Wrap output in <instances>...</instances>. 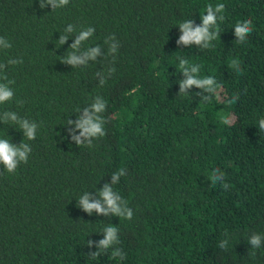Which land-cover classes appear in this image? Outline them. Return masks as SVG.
I'll return each mask as SVG.
<instances>
[{
	"label": "trees",
	"instance_id": "16d2710c",
	"mask_svg": "<svg viewBox=\"0 0 264 264\" xmlns=\"http://www.w3.org/2000/svg\"><path fill=\"white\" fill-rule=\"evenodd\" d=\"M218 4L211 40L180 41ZM182 60L216 91L181 93ZM0 87V139L25 153L0 161V264H264V0H0Z\"/></svg>",
	"mask_w": 264,
	"mask_h": 264
},
{
	"label": "clouds",
	"instance_id": "9594fccd",
	"mask_svg": "<svg viewBox=\"0 0 264 264\" xmlns=\"http://www.w3.org/2000/svg\"><path fill=\"white\" fill-rule=\"evenodd\" d=\"M62 4H67L68 0H61ZM224 5L218 4L215 6V11H213V6L209 5L207 7L208 14L206 16H203V26L202 27H196L194 30L191 27V21H185L180 24V27L182 29L183 35L180 37V41H182L185 44H189L191 42H195L196 44H200L201 41H209L213 38V35L209 33V26L215 25L216 23V15L215 13L223 12ZM222 18V17H221ZM252 21L251 20H244L242 22H238L236 24V35L237 37L242 41L244 40L247 33L252 31ZM89 33L85 32L82 34L81 39L84 36H87ZM216 37L218 33L215 34ZM179 43V42H178ZM204 47H209V45H204ZM115 50V49H113ZM189 62L187 60H182L179 67L184 70L185 74L188 76L186 80L181 81V93H183L184 89L191 86V85H197L202 88H206L210 93H214L216 91V88L219 87V85L216 84V81L214 77L208 76L200 78L197 73L199 71V66L195 65L191 69V74L188 73V68L185 66ZM231 67L238 68V62L232 61ZM13 93L9 90H6L3 87H0V103H3L6 100L11 99ZM205 99L209 100V97H206ZM93 108L95 109V112H100L105 108V102H98L93 105ZM13 119H15V116L13 115ZM95 121V122H94ZM104 121L95 115L89 116L88 119H85L80 123L78 126L83 128V133L89 136H104L105 132L102 128V124ZM24 128L27 130L26 135L30 139H34V129L35 124L32 126H29L27 123H25ZM261 128H264V119H261L260 121ZM27 146L25 145V148ZM19 156L20 159H25V153L19 151V149L15 148L13 145H11L7 140L0 139V161H2L8 172L13 173L14 170L17 167V160L16 157ZM117 179V176H114V180ZM101 195L104 197L107 205L109 208L115 212L118 215H121L123 218L131 219L132 218V211L131 209H128L127 215L124 216L120 213V209L117 206V199L118 197H115L111 191V189L106 186ZM82 204L84 208L88 211H91L93 208L97 209V211L106 212L107 210L102 208L99 203H89L87 200V197L82 199ZM106 236L105 239L100 241L101 247H107L114 241L118 242L116 233L117 228L113 226H109L105 229ZM260 242V236L259 235H253L251 238V243L254 247H259ZM116 255H120V253H116Z\"/></svg>",
	"mask_w": 264,
	"mask_h": 264
}]
</instances>
